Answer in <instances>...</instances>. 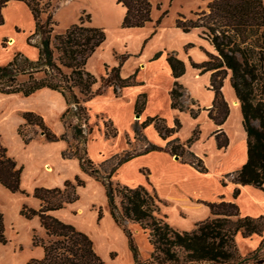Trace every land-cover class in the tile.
<instances>
[{
  "label": "trees",
  "instance_id": "obj_1",
  "mask_svg": "<svg viewBox=\"0 0 264 264\" xmlns=\"http://www.w3.org/2000/svg\"><path fill=\"white\" fill-rule=\"evenodd\" d=\"M11 0H0V25L4 23L2 9ZM29 8L34 29L26 37V43L37 51L35 59L17 51L5 64L0 65V92L21 93L29 96L42 88L56 90L64 97L67 108L61 115L65 132L56 135L45 123L43 117L33 111L22 113L24 122L17 131L24 143H29L38 132L49 141L64 139L68 146L61 152L63 158H76L82 171L100 182L105 190L107 206L113 221L127 237L133 264H264V215H242L238 205L224 199L206 202L211 216L197 221L191 230L173 227L163 212L166 202L154 188L139 184L128 186L113 179L114 173L131 158L153 150H165L180 157L200 172L208 167L201 156L190 147L199 138L197 126L190 137L182 141L173 135L182 126L176 118L169 126L160 115L147 116L134 124L135 137L145 144L140 150L124 149L104 162H95L88 154L87 144L98 122L91 123L86 102L104 88L112 86L114 93L119 89L137 85V70L127 77L120 73L129 54L118 59L117 65L104 64L105 73L97 77L86 68L90 56L106 39L102 27L89 25L90 15L81 16L78 23L67 27L63 32H55L57 23L53 20V0H19ZM125 8L121 22L122 28H141L152 22L151 0H116ZM165 14V13H164ZM163 14V15H164ZM193 18L179 14L176 27L183 32L193 29L200 31L199 36L206 39L215 52L204 50L207 59L196 62L191 57V66L200 73L209 72V88L214 91L212 107L208 116L215 124L221 125L229 108L224 100L222 86L228 78L239 102L242 126L246 133L247 160L239 168L222 176L221 183L231 181L240 185H253L264 190V4L262 0H211L206 9L193 12ZM163 15L156 21L161 22ZM44 16V18H43ZM18 31L19 29L16 28ZM7 39L1 46L6 47ZM193 46L192 42L185 49ZM162 51H157L151 59H157ZM167 61L174 77L169 92L171 107L184 110L181 101L184 86L177 80L186 70L185 63L174 51L167 52ZM22 77V78H21ZM99 82L98 88L94 85ZM147 94L142 92L136 97L134 111L142 114ZM201 108H189L192 117H197ZM108 137H115L118 129L110 119L97 115ZM153 125L159 136L167 140L164 147L149 141L143 129ZM218 148L228 144L222 128L214 131ZM129 143V140L127 139ZM142 172H147L141 169ZM22 166L7 152L0 141V183L12 192L28 194L20 186ZM86 182L80 176L66 180L60 187H37L33 196L41 200L35 209L24 203L20 214L26 218L38 216L44 236L36 229L32 233V244L43 248V256L31 257L25 264H108L96 251L89 234L77 229L73 224L62 221L49 211L64 208L79 199L78 187ZM239 187L233 191L239 194ZM103 210L98 208V220ZM130 223L137 224L146 234L151 246L149 256L141 257L139 243ZM243 238L258 235V245L242 254L237 244V236ZM0 242H8L4 233V217L0 211Z\"/></svg>",
  "mask_w": 264,
  "mask_h": 264
},
{
  "label": "crops",
  "instance_id": "obj_2",
  "mask_svg": "<svg viewBox=\"0 0 264 264\" xmlns=\"http://www.w3.org/2000/svg\"><path fill=\"white\" fill-rule=\"evenodd\" d=\"M262 1L264 4V0ZM121 7L124 9V13L121 14L122 18L125 15V8ZM11 9L15 11L24 9L28 12L31 20L28 33L32 32L34 20L26 4L19 0L9 1L2 9L4 18L7 17V11ZM6 21L4 19V23ZM148 24L151 22L146 23L144 27ZM20 25V22H15L13 25L15 31L10 34L0 31V51L9 47V44L6 47L1 46L4 38L8 43H13L16 32L22 29ZM174 32L184 35L181 47L172 49L174 47L166 46L160 49L163 52L157 59H151L154 53L148 59L145 58L143 51L136 57L126 52L129 56L125 59L120 73L123 77H127L138 68L136 79L140 82L139 84L119 89L118 95L114 93L112 86H107L102 94H96L86 102L91 123L98 121L97 115H102L105 119H110L118 129L115 137H108L100 119L88 141V154L95 162L101 163L124 149L140 148L142 142L135 138L134 133L136 122H141L147 116L160 115L166 119L169 126H173L174 120L178 118L182 126L173 137L178 136L185 141L197 126L200 128L199 138L193 142L190 149L203 158L208 167L207 172L198 171L190 164L182 162L180 157L165 150H153L123 163L114 173L113 179L128 186L142 184L154 188L158 196L166 202L163 212L167 214L168 222L180 230H191L197 221L210 217V208L206 202L221 199L235 202L242 215H264L263 189L253 185L235 184L231 181H227L225 185L221 183L224 174L239 169L246 162L247 141L242 126L239 102L228 78H225L221 88L229 108L226 119L221 125H217L208 116L207 109L212 107L214 100V91L209 88L210 75L209 72L200 73L199 69L191 66L189 57L196 62H202L207 59L204 50L215 52L214 47L199 36L197 29L183 32L175 26ZM188 42H192L193 46L185 49L184 45ZM169 50L174 51L186 66L184 74L177 78L184 86V94L181 97L185 106L184 110L172 108L170 104L169 92L173 86L174 77L167 61ZM36 56L35 49V55L31 58L35 59ZM132 58L134 59L133 69L125 71V66L131 62ZM89 59L86 68L90 72L97 77L105 73V69L101 73L91 71ZM117 63L116 59L109 65L114 66ZM154 65L157 69H154V76L151 75V79L148 80L143 71ZM188 76L200 82L205 92L204 95L195 94L193 87L186 80ZM150 81L152 83L148 88L147 83ZM99 85L100 83L97 82L94 88H98ZM141 92L147 94V101L142 114L136 117L134 104L137 95ZM66 108L67 104L62 94L49 88L39 89L29 96L21 93L0 92V141L6 146L8 154L16 160L19 166H22L20 186L28 193L12 192L0 183V211L3 213L4 233L8 239L6 243L0 242V264H25L31 257L43 256V248L32 244L34 229L44 235L40 219L38 216L26 218L20 214V209L24 203L35 209L41 206V200L33 196L35 188L60 187L66 180L74 179L77 175L86 182L85 186L78 187L79 199L67 204L64 208L51 210L49 213L89 234L96 251L105 261L110 253H115L116 256L112 261H117L121 253L127 257V264H133L127 237L113 221L108 210L104 187L92 176L82 171L76 158L62 157L61 152L67 148L68 142L60 138L49 141L43 133L38 132L26 144L17 131L18 126L24 122L22 113L33 111L40 114L48 127L59 136L65 132L61 115ZM189 108H201V110L197 117H192ZM218 128H222L228 138V144L222 148L217 147L214 137V131ZM143 133L152 143L162 147L166 145L167 140L159 136L153 125L146 126ZM127 138L130 139L129 143ZM141 169L147 172L150 184L146 173ZM235 187H239L240 190L236 197L233 195ZM85 195L89 196V202L81 205V200ZM98 207L103 210V216L99 220ZM172 214L176 216L178 224L172 220ZM130 226L134 230L137 241L141 243L138 225L130 223ZM241 238L246 240L252 249L260 241L258 235Z\"/></svg>",
  "mask_w": 264,
  "mask_h": 264
},
{
  "label": "rangeland",
  "instance_id": "obj_3",
  "mask_svg": "<svg viewBox=\"0 0 264 264\" xmlns=\"http://www.w3.org/2000/svg\"><path fill=\"white\" fill-rule=\"evenodd\" d=\"M210 1L211 0H151V24L133 30H125L121 27L123 18H121V14L124 13V9L120 4H117L116 0H53L54 8L52 15L53 20L57 23L55 32H63L70 25L78 23L80 17L85 16V14L90 15L89 25L102 27L104 29L106 39L89 59L90 70L96 73H101L104 70V64L114 63L116 59L118 61V59L125 55L126 52L130 53L133 57H136L141 51H143L145 58L149 59L153 53L155 54L157 51H162L160 49L166 46L174 47L172 49L180 48L182 41L184 40V35L174 32L176 18L179 14L185 15L187 18H193V12L206 9V6ZM162 15L161 22L155 27L156 21ZM6 16L7 17L4 19L7 21L0 27V31L7 34L13 33L15 31L13 25L17 21L20 22L22 29L20 32H16L12 44L6 42V45L9 44V47L0 51V65L7 63L17 51L23 52L30 58L35 55V49L26 43V37L29 34L28 31L31 27V20L28 12L24 9L18 11L11 9L7 11ZM197 31L199 34L200 31ZM133 63L134 59L132 58L131 62H128L125 66V71H131L133 69ZM155 67L156 66L154 65L150 67V69L143 71V73L146 74L145 78L150 80L151 75L154 76L153 71L154 69H157V67ZM136 70L138 71V68H136ZM186 80L188 84L193 87L195 94H205L199 81L194 80L192 76H188ZM151 83V81L147 83V85L149 84L148 88H150ZM99 121L100 119L98 118V124ZM127 139L130 141L129 138ZM136 139L140 140L139 138ZM141 142L142 146L134 149L140 150L144 148L145 144L142 140ZM148 188L150 189V187ZM86 195L82 198L81 205H86L89 202V196ZM172 220L176 224L179 223L176 221V216L174 214H172ZM137 227L142 240L141 243L138 242L141 250V257L145 259V257L147 258L149 256L151 246L147 242L146 234L143 233L139 226ZM237 244L242 254H246L252 250L250 244L242 239L240 235L237 236ZM115 256V253H110L108 257H106L107 263H128V259L124 254L120 253V259L112 261Z\"/></svg>",
  "mask_w": 264,
  "mask_h": 264
},
{
  "label": "water",
  "instance_id": "obj_4",
  "mask_svg": "<svg viewBox=\"0 0 264 264\" xmlns=\"http://www.w3.org/2000/svg\"><path fill=\"white\" fill-rule=\"evenodd\" d=\"M136 117H139V114H136ZM176 157H178V156H176ZM263 261H264V258L259 260V262H263Z\"/></svg>",
  "mask_w": 264,
  "mask_h": 264
},
{
  "label": "bare ground",
  "instance_id": "obj_5",
  "mask_svg": "<svg viewBox=\"0 0 264 264\" xmlns=\"http://www.w3.org/2000/svg\"><path fill=\"white\" fill-rule=\"evenodd\" d=\"M237 102V101H236Z\"/></svg>",
  "mask_w": 264,
  "mask_h": 264
}]
</instances>
